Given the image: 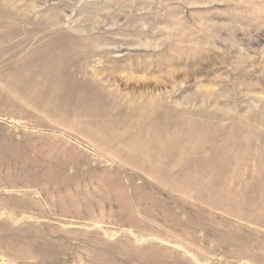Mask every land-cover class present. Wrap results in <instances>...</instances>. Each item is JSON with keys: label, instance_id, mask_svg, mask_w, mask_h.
<instances>
[{"label": "rangeland", "instance_id": "1", "mask_svg": "<svg viewBox=\"0 0 264 264\" xmlns=\"http://www.w3.org/2000/svg\"><path fill=\"white\" fill-rule=\"evenodd\" d=\"M0 264H264V0H0Z\"/></svg>", "mask_w": 264, "mask_h": 264}]
</instances>
